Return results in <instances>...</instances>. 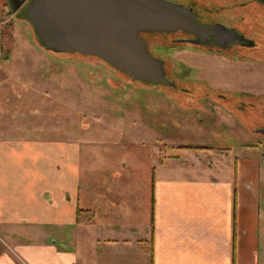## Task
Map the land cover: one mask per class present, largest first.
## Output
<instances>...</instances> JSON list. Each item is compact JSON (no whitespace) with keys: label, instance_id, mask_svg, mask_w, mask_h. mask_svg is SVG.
Listing matches in <instances>:
<instances>
[{"label":"crops","instance_id":"0c3cea01","mask_svg":"<svg viewBox=\"0 0 264 264\" xmlns=\"http://www.w3.org/2000/svg\"><path fill=\"white\" fill-rule=\"evenodd\" d=\"M77 143L0 141V264H260L255 159L158 149L139 169Z\"/></svg>","mask_w":264,"mask_h":264},{"label":"rangeland","instance_id":"374dc122","mask_svg":"<svg viewBox=\"0 0 264 264\" xmlns=\"http://www.w3.org/2000/svg\"><path fill=\"white\" fill-rule=\"evenodd\" d=\"M144 38L175 87L132 80L97 56L55 53L27 14L0 0V141H79L82 155H130L139 169L160 161L158 149L188 161L186 152L206 153L211 163L205 147H229L255 159L264 214V134L256 130L264 126V50L225 53L165 35ZM249 100L257 105L248 111L232 106ZM260 248L264 264L263 217Z\"/></svg>","mask_w":264,"mask_h":264},{"label":"water","instance_id":"95a60500","mask_svg":"<svg viewBox=\"0 0 264 264\" xmlns=\"http://www.w3.org/2000/svg\"><path fill=\"white\" fill-rule=\"evenodd\" d=\"M11 12L23 0H9ZM177 8L163 0H31L27 20L55 53L97 56L132 80L173 85L166 61L150 51L141 33L175 30ZM191 30L192 29H186ZM264 134V128H259Z\"/></svg>","mask_w":264,"mask_h":264},{"label":"flooded vegetation","instance_id":"af4514ba","mask_svg":"<svg viewBox=\"0 0 264 264\" xmlns=\"http://www.w3.org/2000/svg\"><path fill=\"white\" fill-rule=\"evenodd\" d=\"M30 1L23 0L19 12L23 7H27ZM163 1L177 8L178 17L174 20V27L177 28L168 33H141L143 39H145V34L165 35L169 40L187 44L188 46L225 53L239 51L255 54L258 51L262 53L264 50V0ZM186 29H192V32ZM173 82V85L167 86L175 87L176 83L175 81ZM206 95L209 96L210 94ZM218 98L227 103L233 100L232 97L223 93H220ZM254 105L257 104L249 100L248 103L234 101L232 106L248 111ZM260 128H264V126ZM258 129L256 128L257 131Z\"/></svg>","mask_w":264,"mask_h":264},{"label":"trees","instance_id":"16d2710c","mask_svg":"<svg viewBox=\"0 0 264 264\" xmlns=\"http://www.w3.org/2000/svg\"><path fill=\"white\" fill-rule=\"evenodd\" d=\"M144 83V82H143ZM146 84H148V83H146ZM163 85V84H162ZM167 86V85H166ZM172 90H174V89H172ZM205 96H207V95H205ZM87 211L86 210H83V209H80L79 210V218H82V215L84 214V213H86Z\"/></svg>","mask_w":264,"mask_h":264},{"label":"bare ground","instance_id":"6f19581e","mask_svg":"<svg viewBox=\"0 0 264 264\" xmlns=\"http://www.w3.org/2000/svg\"><path fill=\"white\" fill-rule=\"evenodd\" d=\"M25 10H26V6L23 7L19 13L24 15V16H26V13H25L26 11Z\"/></svg>","mask_w":264,"mask_h":264}]
</instances>
